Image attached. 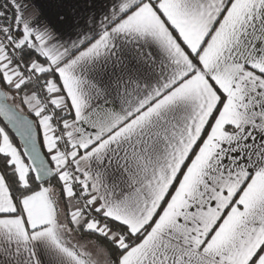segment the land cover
I'll use <instances>...</instances> for the list:
<instances>
[{
  "label": "snow or ice",
  "instance_id": "obj_1",
  "mask_svg": "<svg viewBox=\"0 0 264 264\" xmlns=\"http://www.w3.org/2000/svg\"><path fill=\"white\" fill-rule=\"evenodd\" d=\"M0 264H264V0H0Z\"/></svg>",
  "mask_w": 264,
  "mask_h": 264
}]
</instances>
